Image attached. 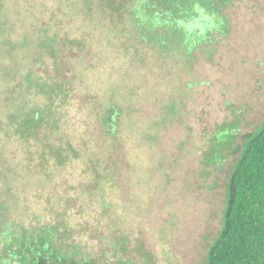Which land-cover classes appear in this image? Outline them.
I'll use <instances>...</instances> for the list:
<instances>
[{
  "label": "trees",
  "instance_id": "16d2710c",
  "mask_svg": "<svg viewBox=\"0 0 264 264\" xmlns=\"http://www.w3.org/2000/svg\"><path fill=\"white\" fill-rule=\"evenodd\" d=\"M78 1L80 15L109 19L112 27L120 23L132 35L135 63L154 58L168 63L164 53L177 47L186 61L169 62L170 68L193 74L200 62L218 53L230 33L235 2L243 0ZM68 2L73 7L74 0ZM63 36L60 29L55 34L41 30L35 45L25 44L29 64L21 99L4 101L11 111V137L26 156L23 179L41 180L31 199L22 193L21 204L13 196L0 202V216L6 220L0 228V264H158V253L143 240L140 218L131 210L135 176L119 137L122 106L113 97L90 96L82 105L90 107V124L83 129L86 121L74 123L78 131H71L74 109H88L79 105L76 78L70 84L50 72L61 68L71 47L78 48L74 63L81 62L85 45ZM203 78L177 85L174 95L205 86ZM234 128L223 138L224 131L213 135L205 156L204 164L218 169L234 156L227 170L221 229L207 245L206 264H264V122L244 134L241 145L235 142L239 127Z\"/></svg>",
  "mask_w": 264,
  "mask_h": 264
},
{
  "label": "rangeland",
  "instance_id": "374dc122",
  "mask_svg": "<svg viewBox=\"0 0 264 264\" xmlns=\"http://www.w3.org/2000/svg\"><path fill=\"white\" fill-rule=\"evenodd\" d=\"M68 1L0 0V202L13 196L21 204L22 193L30 199L38 193L41 177L23 179L26 156L11 137V111L4 101L21 99L29 64L25 44L35 45L41 30L55 34L60 29L65 40L85 45L81 62L74 63L78 48L71 47L61 68L50 72L70 84L76 78L79 105L88 109H74L71 131H78L74 123L86 121L83 129L90 124V107L82 106L90 96L115 98L124 111L119 137L134 168L131 210L140 218L143 240L158 253V264H206L207 245L221 229L227 170L234 161L229 156L222 169L204 164L209 144L213 135L234 126L239 127L235 142L241 145V137L264 122V0L235 2L229 35L215 57L200 62L193 74L175 65L171 70L169 62L186 61L177 47L164 53L168 63L157 58L135 63L130 48L135 39L120 23L112 27L109 19L91 14L88 19L80 15L78 0L73 7ZM204 76L205 86L174 95L177 85ZM5 221L0 216V228Z\"/></svg>",
  "mask_w": 264,
  "mask_h": 264
}]
</instances>
